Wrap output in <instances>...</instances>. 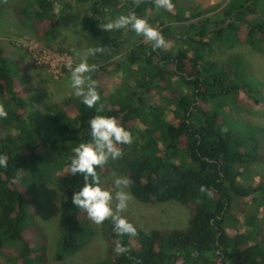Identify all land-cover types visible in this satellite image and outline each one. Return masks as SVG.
<instances>
[{
	"label": "trees",
	"instance_id": "16d2710c",
	"mask_svg": "<svg viewBox=\"0 0 264 264\" xmlns=\"http://www.w3.org/2000/svg\"><path fill=\"white\" fill-rule=\"evenodd\" d=\"M172 3L168 10L157 8L154 0H142L138 6L134 0L117 6L109 0L93 2L88 36L92 47H106L95 55L100 63L91 74L99 82L96 108L75 97L52 106L46 115L33 110L17 63L0 46V103L8 111L6 119L0 118V155L8 157L7 167H0V253L8 264H48L47 238L36 221L40 178L48 182L53 177L59 193L58 259L79 254L91 241L93 223L72 203L84 179L72 176L69 165L72 149L90 141L88 122L100 105L99 114L117 117L133 140L139 134L143 141L132 154V143L119 145L122 157L97 169L101 180L110 169L117 170L133 181L129 190L138 202H174L188 208L190 218L180 230L144 231L131 222L135 236L117 235L107 220L102 227L104 256L91 264H264L259 223L264 181L248 183L250 169L264 163L258 137L264 131L240 121L245 133L224 132L218 106L210 108L227 96L234 98L238 112L241 107L264 106V84L242 56L230 57L225 66L213 59L216 46L232 50L249 45L264 53V0H230L216 18L204 17L205 12L187 0ZM71 10L63 0H0V20L12 11L41 42L68 28ZM132 12L148 19L168 47L154 49L145 42L129 49L125 62L134 80L127 86L114 59L135 32L130 27L108 32L100 26ZM173 82L183 89L173 88ZM154 93L162 95L169 113L148 103ZM202 185L212 191L211 197L200 192ZM30 236L37 237L38 244ZM118 242L126 252L117 249Z\"/></svg>",
	"mask_w": 264,
	"mask_h": 264
},
{
	"label": "rangeland",
	"instance_id": "374dc122",
	"mask_svg": "<svg viewBox=\"0 0 264 264\" xmlns=\"http://www.w3.org/2000/svg\"><path fill=\"white\" fill-rule=\"evenodd\" d=\"M11 1L14 2L15 0ZM94 1L63 0V4H68L72 8L71 21L68 28H65L57 38L48 42H41L35 31L21 25L14 17L12 11H8L2 16L0 20V46L9 58L17 63L20 84L25 87V97L29 100L33 110L46 112V115L48 109L52 106L60 104L69 98H75L74 90L71 88L70 70L66 65L71 61L74 67L80 62L82 54L92 47L86 23L92 16L91 8ZM109 1L115 6L120 5L122 2V0ZM187 1L205 12L204 17L216 18L230 0ZM145 42L147 41L142 36L134 33L114 59V62L120 67L119 73L123 75L124 83L127 86H133L134 78L133 73L130 71V66L125 62V54L134 45ZM77 53L81 55H77ZM236 55L242 56L251 65L256 79L264 84V53L249 45L238 46L232 50L216 46L213 59L225 66L229 58ZM88 62L90 64H99L100 60L93 56L88 58ZM172 87L180 89L183 86L173 82ZM233 100L234 98L231 99V96H227L210 107L215 110H217V106L219 108L217 111L220 117V128L222 130L226 128L227 132H234L235 130L238 133L239 130L240 132L243 131L244 125L240 122L243 121V123L255 129L264 131V106H261L260 109L251 106L249 109L241 107L238 112ZM148 103L151 106L164 109L166 113L170 111L162 95L158 93H154ZM215 105L216 107H214ZM151 125L152 123H149L148 128H152V133L155 137L154 128ZM263 133L258 137L262 139V145L264 146ZM137 143H143L139 134L135 136L128 152L131 154L135 153V145ZM249 175V184L257 181L262 183L264 181V163L260 166L252 167ZM48 177L49 172H47L44 179H48ZM116 177H124V175L117 170L110 169L102 179L103 186L115 190L114 180ZM41 180V178L37 180L36 186L39 201L36 221L47 238L48 264H91L99 261L104 256L106 241L102 234L103 224L97 225L93 222L94 235L86 248L77 255L66 257L63 260L58 259L62 221L59 193L53 177L52 179L49 178L48 182H42ZM127 191L130 192L129 189ZM250 210H255V207L251 206ZM259 213H261L259 222L261 233L264 235V206L260 207ZM121 214L137 228L144 231L185 229L190 218L189 209L180 204L174 202L154 205L143 204L138 202L133 196L128 203L127 209ZM30 238L35 244H38L37 237L34 239L30 236ZM0 264H8L4 253H0Z\"/></svg>",
	"mask_w": 264,
	"mask_h": 264
},
{
	"label": "clouds",
	"instance_id": "9594fccd",
	"mask_svg": "<svg viewBox=\"0 0 264 264\" xmlns=\"http://www.w3.org/2000/svg\"><path fill=\"white\" fill-rule=\"evenodd\" d=\"M138 6L142 0H134ZM157 8L171 10L174 5L172 0H154ZM108 32L113 30L131 28L138 36H142L145 41L151 42L154 49H166L168 42L162 33L153 27L149 20L132 12L128 15H120L113 20L100 26ZM105 46L91 47L83 54L79 63L74 67L71 61L67 63L70 70L71 88L75 97L88 108H96L101 100L98 91L99 82L92 78V73L97 71V64H90L89 57L97 53H103ZM77 55H81L77 53ZM103 112V105L97 108V115L92 117L88 124L90 128V141L82 142L72 149L73 155L70 158V173L72 176H83V186L74 192L72 203L87 214V217L95 224H103L111 220L114 224L117 235H137L135 226L123 216L129 201L132 199L131 193L127 191L133 184L129 177H116L114 180L115 190L103 186L101 176L97 169H103L109 160H117L122 157L123 152L119 145L131 144L132 133L120 123L115 116H106ZM8 111L3 103H0V118L6 119ZM222 131L227 132V129ZM7 155H0V167H7ZM201 193L212 196V191L202 185ZM117 249L123 253L127 249L118 242Z\"/></svg>",
	"mask_w": 264,
	"mask_h": 264
}]
</instances>
